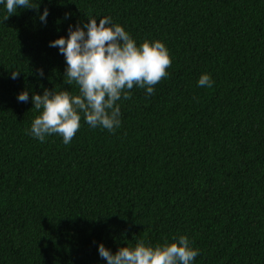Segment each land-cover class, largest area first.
Segmentation results:
<instances>
[{
  "label": "trees",
  "instance_id": "1",
  "mask_svg": "<svg viewBox=\"0 0 264 264\" xmlns=\"http://www.w3.org/2000/svg\"><path fill=\"white\" fill-rule=\"evenodd\" d=\"M38 4L46 23L31 8L0 23V264H106L98 243L114 254L181 235L192 264H264V0ZM87 17H111L137 46L161 41L171 65L152 95L134 85L116 102L112 132L80 113L69 144L41 142L33 92L79 94L49 42ZM204 73L211 88L198 86Z\"/></svg>",
  "mask_w": 264,
  "mask_h": 264
},
{
  "label": "clouds",
  "instance_id": "2",
  "mask_svg": "<svg viewBox=\"0 0 264 264\" xmlns=\"http://www.w3.org/2000/svg\"><path fill=\"white\" fill-rule=\"evenodd\" d=\"M5 3V0H0ZM7 20L19 9L31 8L38 12L41 22L46 23L47 7L39 12L38 0H6ZM68 14L66 13V16ZM68 36L57 37L49 42L65 57L66 68L63 83L79 87V94L44 88L42 94L33 92L32 109L39 112L31 123L29 134L41 142L50 134H59L65 145L69 144L80 128L83 113L86 123L92 127H102L112 132L120 126V107L116 103L131 97L134 85L146 88V94L154 93V85L167 75L171 65L168 50L159 40L143 41L139 46L129 33L111 17H87V22L69 25ZM20 71L11 69V79L19 77ZM37 75L43 76L38 69ZM198 86H213L207 73L201 74ZM17 100L26 103L28 91L17 94ZM178 242L165 241L163 245L146 246L138 241L134 247L122 246L113 254L103 243H98V254L106 264H192L199 254L191 247L186 236H179Z\"/></svg>",
  "mask_w": 264,
  "mask_h": 264
}]
</instances>
